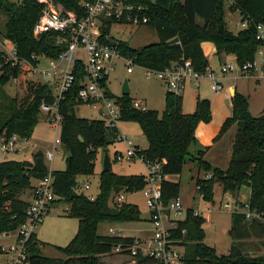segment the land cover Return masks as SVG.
<instances>
[{"label":"trees","instance_id":"obj_1","mask_svg":"<svg viewBox=\"0 0 264 264\" xmlns=\"http://www.w3.org/2000/svg\"><path fill=\"white\" fill-rule=\"evenodd\" d=\"M65 8L82 13L80 2L84 0H53ZM146 6L147 21L143 24L153 31L156 40L131 47L125 41L115 39L113 45L133 64L149 69H161L179 57L188 58L195 70L207 68V61L199 43L211 41L215 54H231L237 64L253 58L261 50L264 66V32L255 38L256 24L264 27V0H132ZM40 3L37 0H0L3 16L0 39L11 43L15 55L21 60L34 63L30 55L55 58L66 48L67 39H60L55 31L31 33ZM237 12L246 19L242 28L229 29L224 12ZM108 24L104 27L107 31ZM176 37V42H169ZM0 133L15 132L28 137L40 113L41 101L51 102L54 94L46 82L27 81L21 96L7 95L1 85L8 78H19L21 64L9 65L0 61ZM72 81L56 101L61 115L58 131L59 142L65 150L63 169H51V204L62 202V214L76 219L73 235L62 246L54 245L59 256H45L40 252L43 244L35 234L28 238V264H100V255L111 253L112 246L128 242L131 236L97 233L100 222L135 221L139 219L137 206L122 201L107 203L110 192L133 191L143 185L142 174H116L109 170L98 172L97 190L89 196L77 190V175L92 173L97 149L114 141L115 126H107L100 118L79 117L73 114L76 91L83 78V63L73 59L70 67ZM106 75L99 79L108 97L119 103L118 120L136 122L146 140V146L136 152L148 159H163L161 173L177 174L185 159L195 161L197 169L209 171L208 178L195 176L196 192L204 201H212V185L217 181L221 193L236 197L240 187L248 188L247 202L250 208L264 216V110L251 115L246 97L236 91L230 96V114L220 124L218 133L234 124L229 156L224 168L211 166L201 158L204 146L193 153L188 146L194 143L193 128L198 121L210 117L208 100L195 97L190 112L180 109V95L164 91L160 111L153 108L137 109L130 106L127 94L113 96L105 86ZM43 154L32 151L30 159H0V233L11 231L24 219L27 199L20 192L31 189V179H39L46 173ZM163 201L178 196V182L159 180ZM203 216L193 214L187 207L181 219L170 230L179 239L182 254L180 264H264V254L249 253L243 249V238L264 236V222L257 218L246 220L240 213H229L228 234L231 237L226 253H216L214 247L202 241ZM182 230V232L180 231ZM135 264H153L147 256H135Z\"/></svg>","mask_w":264,"mask_h":264},{"label":"built area","instance_id":"obj_2","mask_svg":"<svg viewBox=\"0 0 264 264\" xmlns=\"http://www.w3.org/2000/svg\"><path fill=\"white\" fill-rule=\"evenodd\" d=\"M40 8L31 26V33L37 35L43 32L55 31L59 33L60 39H67L66 48L55 58L45 55L34 56V63L21 60L15 55L13 46L9 42H0L7 53L4 57L9 65L21 64V76L32 81L46 82L53 85L56 90L54 99L51 102L41 101L38 105L39 111L44 113L47 124L57 134L53 137L51 148L42 152L43 158L50 160L59 142L58 131L61 115L58 112L56 101L62 91L66 90L72 81L70 67L73 59L77 58L75 52H83L84 78L76 91L75 99L96 107L100 119L107 126H115L118 121L120 105L114 97H108L104 93V87L100 85L99 79L112 70L116 61H121L125 71L129 72L132 59L121 54L113 45L114 38L109 34L113 24H134L143 25L147 21L146 6L141 2L132 0H84L80 2L82 13L63 8L60 3L53 0H37ZM108 24L107 31L104 27ZM233 27L242 28L246 25V19L240 16L232 23ZM255 38H260L264 32L261 24H256ZM259 58H255V54ZM253 58L249 61L237 64L236 62H225L219 65L221 73L232 72L239 76L255 75L260 79L264 89V66L262 65L261 50L257 49ZM70 62L69 66H62L59 62ZM143 68V67H142ZM144 69L145 77H153L162 82L164 90L172 94H179L185 87L187 81L196 85L202 77L209 79V89L218 93L221 89L216 74L208 67L202 71L195 70L188 58L179 57L177 61L161 69ZM35 76L31 78V76ZM130 106L137 109H144L145 106L137 99H130ZM115 141L122 142L124 152H114L113 159H138L144 167L142 174L143 185L139 193L147 208V220L150 224V231L144 237H132L128 242L115 243L110 252L118 255H126L135 260V256L142 255L152 259L153 264H180L181 244L179 239L171 236L170 230L175 227L174 215L181 209V202L178 196L165 201L161 199L159 180L162 178L161 163L163 159H148L136 151L139 149L133 144L131 137L120 134L118 131L114 136ZM26 137H21L15 132L0 133V158L9 159V155L22 150L28 145ZM30 144V143H29ZM211 176L209 171L203 173L202 177ZM50 170L31 187V195L27 199L24 209V219L15 229L0 233V239L9 238L7 241H0V264H28L27 244L28 238L34 234L35 229L42 216L51 207V200L54 197L51 191ZM86 187V184L82 185ZM197 190L198 184H193ZM122 191L115 193L113 201H123ZM219 207L228 213H240L244 219L257 218L264 222L261 212L250 208L246 198L231 196L228 192L222 193L219 200ZM203 207L193 209V214L202 215ZM208 211V208L205 209ZM110 234L119 235V230L108 227ZM182 232V230H180Z\"/></svg>","mask_w":264,"mask_h":264},{"label":"rangeland","instance_id":"obj_3","mask_svg":"<svg viewBox=\"0 0 264 264\" xmlns=\"http://www.w3.org/2000/svg\"><path fill=\"white\" fill-rule=\"evenodd\" d=\"M237 18V12H229L225 10L224 19L230 21L228 24H226L229 29L235 30L236 27H233L232 23L237 20ZM2 21L3 16L0 13V29L2 26ZM109 34L112 38L116 40L119 39L125 41L131 47H137L156 40L154 32L146 28L144 25L113 24L109 29ZM0 42L5 41L0 39ZM2 52L4 57H6L7 53L4 52V49L0 44V56ZM75 55L79 59L83 60L84 58L83 52L81 50H77L75 52ZM0 61L5 62V59L0 57ZM59 63L62 66L70 65V62L66 63L65 61H60ZM210 65L212 67H218L217 63L214 62V60L210 61ZM130 69V72H126L125 66L122 64V62L116 61L114 63L113 69L108 71L106 74L105 84L108 91L113 96L119 95L121 84L125 81L126 86L128 88V92L126 94L131 99H143L146 107L160 111L162 107L161 90L165 89L162 83L156 78L145 77L144 69L141 68V66L132 63L130 65ZM34 77V75L31 76V78ZM27 81L32 80L27 79L26 77L24 78V76L21 75L19 76V78H8V80L1 85V89L3 90V92H5V94L9 96L16 95L18 97L24 93ZM202 85L204 86L203 83H201V86ZM50 88L53 92L56 90V88L52 85H50ZM261 90L258 89V92H260ZM182 94L183 101L181 108L184 109L189 104V99L184 96V92ZM258 96H261V94ZM72 110L75 116L86 118H100L97 108L91 107V105H89L88 103H76L73 106ZM252 111L255 112L254 109ZM44 117V113L40 112L37 117L36 123L33 125L31 132L27 137V141L30 143H34L35 146L33 148L27 146L25 148L26 151L39 150L43 152L44 150L51 148L52 139L57 134V131H54L48 126ZM116 127L118 128L117 131L120 134H126L128 136L131 135L132 142L133 139L136 141L138 140L137 144L139 147H142L144 145V140L142 138L141 140L139 139L140 129L136 122L129 120H118L116 122ZM233 132L234 124H231L222 132L221 137L218 139V141H216L215 146H213V151H221L222 153L223 148L226 146V144L229 143L230 145ZM55 148L58 149V152L54 151L50 160H46L43 158V162L47 169H63L64 167L63 157L65 155V150L60 143L56 145ZM196 148L197 147H192V145L188 146V150L191 153H193ZM105 150L109 158V171L116 174L144 173L143 164L136 158H132L129 160L124 158H121L119 160L113 159L114 150L119 151L121 153L124 152V145L122 143L114 140L112 143L108 144L105 147ZM26 151L19 150L16 153L10 154L9 158L18 159L22 158L23 156L26 157ZM102 152L103 149H97L92 164L91 174L76 176V181L78 185L77 190L79 189L82 180H84V182L88 185L86 189H79V191H82L86 195H92L97 190V176L98 172L101 170L100 161ZM196 170L197 165L195 164V161H192L191 159H185L182 163V167L179 173L169 174V177L171 179L178 182V198L181 202V209L178 213L174 215V218H182L185 207H191L193 209L203 207L202 216L204 220L202 223V241L214 247L216 253H226L229 243L231 242V237L227 232L229 228V213L219 207V200L222 197L220 185L217 181H214L212 185L211 202L202 200L199 194L192 190V181L194 179ZM199 172L201 171L199 170ZM245 193L246 187L242 186L240 188L239 197L245 198ZM122 194L124 196L123 201L131 202L137 206V209L139 211V219L135 221L112 222L111 224H108L107 222H100L96 228V232L102 234L109 233L107 227L110 226L113 230L119 229L120 235L131 237L147 236L150 231V224L146 220L148 211L144 205L143 198L139 193V189L127 192L122 191ZM114 195L115 193L110 192L107 198L108 204L112 203V198L114 197ZM21 197L25 198V195L22 194ZM63 208L64 204L62 202L51 204L50 209L46 214L42 216L40 222L38 223L35 229L37 239L43 243L40 246V252L42 255L59 256L60 254L54 248V245H64L75 231L76 219L73 217L64 216L62 214ZM206 208H208V211L205 210ZM8 239L9 238H3L0 239V241L4 242ZM242 242L243 249L247 252L255 254H264V236L254 237L248 235V237H245V239L243 238ZM103 256V260L101 261H112L109 264H131L133 262L132 259L126 255L119 256L117 254L115 255L114 253H109L107 256L105 254H103Z\"/></svg>","mask_w":264,"mask_h":264},{"label":"crops","instance_id":"obj_4","mask_svg":"<svg viewBox=\"0 0 264 264\" xmlns=\"http://www.w3.org/2000/svg\"><path fill=\"white\" fill-rule=\"evenodd\" d=\"M229 22H230L229 20H225V24H228ZM199 46H200V49L202 51V54L204 55V57L207 61V65H208L207 67L209 69H211L216 74V76H217L216 78H217L218 82L220 83L221 89L218 93L211 92L209 87H208L209 79H207L205 77L200 78L196 85H193L189 81H187L184 89L179 93V95H180V109L182 112H190L193 108L195 97L206 98L208 100V108H209L210 117L205 122L204 121H198L195 124V126L193 128L194 143L192 144V147H198L199 148L200 146H204L205 148L202 151L201 158L203 160L207 161L211 166H215L218 168H224L226 165L228 156H229V148H230L229 146L230 145H229V143H227L226 146L223 148L222 153H221V151H219V152L213 151V149H214L213 146H215L216 141H218V139L221 137V134L223 132L222 131L221 133H218L221 122L223 121L224 118H226L230 114V108H231L230 107V96H231V94L233 93V91H236V92L244 95L246 97L248 112L251 115L252 114L257 115L264 110V94H263L264 89L261 87L260 79L257 78L255 75H250V76L244 77V76L235 75L232 72L221 73L218 71L220 64L225 63V62H235L233 55H231V54H220V55L215 54L214 45L211 41H208V40L200 41ZM255 58L256 59L259 58V54L257 55V53H256ZM211 60H214V62L217 63L218 67H212L210 65ZM201 83H203L204 86L203 85L201 86ZM105 86H106V84H105ZM258 89H260V90L263 89V90L258 92ZM164 91H165L164 89L161 90L162 106H163V93H164ZM51 92L55 93V91L53 92L52 90H51ZM183 92L185 94L184 96H186L189 99V104L184 109L181 108L182 101H183V94H182ZM260 94H261V96H258ZM142 100H138V101H140L141 104H143L145 106V102H144V100L143 101ZM145 108H148V107L145 106ZM188 108H190V109H188ZM161 109H162V107H161ZM253 109L255 110V112L252 111ZM130 137H132V136L130 135ZM141 138L144 140V145L142 147L138 146V144H137L138 140L136 141L133 139V144L136 145L138 148L143 149L146 146V140L144 139L143 135L140 132L139 139L141 140ZM26 142L28 143V145H26V147L30 146L33 148L35 146L34 143H30L28 141H26ZM120 143H122V142H120ZM25 148L20 150V151H26ZM100 149L104 150V148H100ZM26 152H27L26 157L23 156L22 158H18V159L29 160L30 154L32 151L28 150ZM114 152H116V150H114ZM114 152H113V154H114ZM216 158H218V159H216ZM49 170H51V169H49ZM199 170L201 172H199ZM203 173H204L203 170L197 169L195 172V176L202 177ZM162 178L174 181L173 179H171L169 177V174H164L162 176ZM36 180L37 179L31 180V182H30L31 186H33V184L36 182ZM193 181H194V179H193ZM193 181H192V188H193V184H194ZM83 184H86L84 182V180L81 181L79 189H81V188L86 189L88 187L87 184H86V187H83L82 186ZM192 190L196 192V190H194V188ZM22 194L25 195V198L21 197ZM245 194H246V196H245V198H246L247 194H248V188L247 187H246V193ZM30 195H31V189H25V190H22L20 192V197L23 199H28L30 197ZM89 196H91V195H89ZM237 196H240V189L237 193ZM191 197H192V195H191ZM112 201H113V198H112ZM185 208H187V207H185ZM146 220H147V218H146ZM111 223L112 222H110L108 224H111ZM98 225H99V223L97 224V226ZM108 227H110V226H108ZM116 230H119V229H116ZM34 234L37 238V235L35 232H34ZM122 236H124V235H122ZM108 254L109 253H106L105 255L107 256ZM119 256H122V255H119ZM103 257H104L103 254H101L99 257L100 264H109L112 262V261L111 262L110 261L109 262H102L101 260H103ZM134 261L135 260H133V262L131 264H135Z\"/></svg>","mask_w":264,"mask_h":264},{"label":"water","instance_id":"obj_5","mask_svg":"<svg viewBox=\"0 0 264 264\" xmlns=\"http://www.w3.org/2000/svg\"><path fill=\"white\" fill-rule=\"evenodd\" d=\"M176 40H177L176 37H172L168 41L169 42H176ZM127 92H128V88H127L126 83L124 81L120 87V94H126ZM100 163H101V170L102 171L109 170V158H108V154H107L105 149L102 152Z\"/></svg>","mask_w":264,"mask_h":264}]
</instances>
